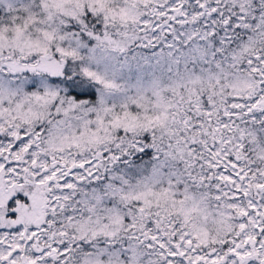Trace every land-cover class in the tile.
<instances>
[{
	"label": "snow or ice",
	"instance_id": "6c2138e0",
	"mask_svg": "<svg viewBox=\"0 0 264 264\" xmlns=\"http://www.w3.org/2000/svg\"><path fill=\"white\" fill-rule=\"evenodd\" d=\"M0 264H264V0H0Z\"/></svg>",
	"mask_w": 264,
	"mask_h": 264
}]
</instances>
